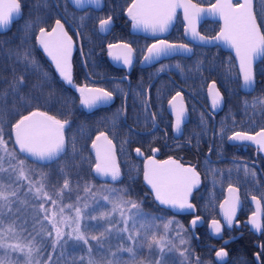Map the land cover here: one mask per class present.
Returning <instances> with one entry per match:
<instances>
[{"label": "snow or ice", "instance_id": "obj_1", "mask_svg": "<svg viewBox=\"0 0 264 264\" xmlns=\"http://www.w3.org/2000/svg\"><path fill=\"white\" fill-rule=\"evenodd\" d=\"M72 2L80 7L83 4H99L100 0H72ZM177 9H183L184 20L188 22L185 35L190 32L193 40L204 43L222 41L235 49L243 77V87L252 89L255 84L254 62L258 58L264 60V31H262L264 25L257 22L254 0H235V2L234 0H216V3L208 9L200 8L192 0H132L127 13L134 28H141L156 36L168 31L177 17ZM21 11V0H0V27H7L12 23L14 15L19 16ZM205 12L212 16H219L223 21V27L219 33L211 38L200 35L193 23V17L198 21ZM110 23L111 17L100 20L101 28H107ZM31 27H34V22L25 25L26 29ZM36 40L54 62L62 80L75 87L80 93L81 105L92 109L98 104L107 103L113 99V91L105 88L74 85L71 71L73 41L61 19L55 20V27H52L51 31L40 27ZM108 48L109 55H114L113 49H121L122 52L116 54L114 58L123 59V63L127 66L132 65L134 50L130 44H109ZM177 52L190 53L192 48L187 43H170L167 39H157L155 43L147 46V54L143 59L145 62H152ZM12 55L19 62L32 65L36 63L31 52L26 48H17ZM158 71H164V65H161ZM46 75V73L43 74L41 79L46 78ZM5 83L7 84V90L3 93L5 97H15L16 100H26L28 103L37 99L21 95L25 92V88L22 87L25 85L24 75L14 76L11 81L5 79ZM34 87L42 89L43 84L34 85ZM214 90L215 82L210 86L209 94L212 96V106L216 108L221 104L223 97L219 90ZM178 96H180L179 92L172 97L169 104H172ZM245 104L247 106V102ZM257 106L264 110V98L257 97L251 104L253 110ZM16 115L18 118L11 122L5 119L7 112H0V264H50L52 256H43L45 236L51 238L53 250L57 246L62 247L67 240L82 242L87 248V254L79 258L78 264H145L144 260L140 259L144 248L148 249V264H168L169 254L175 253H178L181 258L180 264H203L198 256H193L185 236L188 229L180 231L179 229L183 226L174 228L173 225H178L174 219H165L145 211L143 202L136 198V194L130 187L102 188L97 192L94 186L86 183L81 186L79 173H77L75 182L65 175L62 186L50 195L46 189L54 185L50 183L49 174L37 172L29 161L32 163L58 162L67 157L69 146L75 153V138L69 139L66 136L70 121L57 118L56 115L39 109L28 111L27 114L17 112ZM119 115L118 112L117 116ZM182 117L183 109L176 112L174 127L177 132L180 131ZM155 118L156 114L152 113L151 119L154 121ZM5 127L9 130L7 140ZM227 139L252 141L261 151H264V128L255 135L237 131ZM101 140L105 145L103 151L97 143ZM92 148L97 150L95 172L101 176L111 177L113 182L121 181V169L115 160V145L112 139L101 131L92 141ZM152 151L156 152L158 149L154 148ZM135 152L138 156L142 155L140 148H136ZM59 171L65 173V168L61 167ZM243 171L252 177L256 175L255 170H250L247 166L243 167ZM212 174L223 175L218 169L212 170ZM230 174L231 170H229ZM143 179L150 186L154 199L159 205L176 210L194 208L189 197L200 183L199 173L194 167H185L172 158L159 161L149 157L144 164ZM228 191L238 193L239 189L229 184ZM81 192L87 194V197L81 196ZM73 193L76 194L74 199ZM29 195L37 201H42L38 204L33 224L35 227V224L39 223L41 228L30 240L21 238V234L27 231V221L19 216L18 207L27 203L24 197ZM65 196L69 202H65ZM261 198L264 199V196ZM88 199H91L95 205H99L103 200L106 202V209L98 211L87 202ZM252 200L260 203L255 195L252 196ZM239 203V196L236 195L234 203L225 212V220L229 227L233 223L235 208L239 206ZM223 207L222 204L221 208ZM199 220V216L193 219L192 227H195ZM88 221H104L107 226L103 227L98 234H90ZM250 222L257 231L264 227V224L257 221L255 214ZM92 227L99 228L100 225H92ZM212 227L217 234L222 230V225L216 220L212 221ZM114 232L120 236L121 240L125 239L122 234H126V241L129 243L121 244L116 251H112L111 248L105 249V255L98 259L93 253V245L90 242L95 241L97 251H100ZM37 236L41 237L39 241L36 239ZM121 253L128 254V261L123 260ZM262 254L264 253H257V259H260ZM227 255L223 247L215 252L216 258L220 261H223ZM73 264H77V261Z\"/></svg>", "mask_w": 264, "mask_h": 264}, {"label": "flooded vegetation", "instance_id": "obj_2", "mask_svg": "<svg viewBox=\"0 0 264 264\" xmlns=\"http://www.w3.org/2000/svg\"><path fill=\"white\" fill-rule=\"evenodd\" d=\"M192 1L197 3L195 0ZM51 2L58 14L57 19H61L75 43V50L71 56L74 85L102 87L114 93L111 101L98 104L92 109H85L119 112L122 124L139 137L138 141L157 134L168 148L175 149L176 156L167 158H160L159 151H156L160 161L172 158L183 165L194 167L199 173L200 184L194 189L190 200L196 212L174 214L167 210L178 222V226L186 227L190 232L192 242L189 246L193 256H198L203 264H264V254L260 256V259L256 256L257 253H264L262 248L264 227L257 231L250 222L255 214L257 221L264 224V199L261 198L264 196V154L258 145L231 142L227 139L237 131L249 134L260 131L261 128L244 130V124L247 120L256 118L255 114L259 109L253 110L245 106L226 109V94L213 76L207 78L209 81H206L205 87L202 86L201 92H196L199 86L197 64L201 61L198 58H189L198 57V55L206 56L209 50L218 49L225 56L226 61L223 62L225 74L238 80V89L243 96L253 95L256 91L258 68L264 60L255 66L254 92L246 94L241 91V76L233 54L223 51L219 46L202 47L188 43L184 38L181 13L178 14L171 33L164 39L170 43H187L193 47L194 53L191 56L162 57L153 63H146L143 57L147 53V46L155 43L157 39H150L135 32L139 28L133 27V22L127 13L132 0H104V7L100 11L94 8V4H83L77 7L72 0H51ZM214 2L215 0L209 4H197L210 6ZM107 9L108 13L100 17L95 24L91 19L92 14H104ZM108 17H111L113 25L109 33L104 35L99 30L100 20ZM180 24L181 39L174 41L171 36ZM214 25H217L218 29H213ZM52 27H55V22ZM51 28L45 29L51 31ZM220 28L219 22L204 21L199 31L203 36L213 37L218 34ZM121 34L125 35V38H121ZM118 36L121 39H118ZM120 42L130 44L134 50L135 59L131 66L119 65L109 55L108 45ZM51 64L53 65L52 62ZM187 64H191L190 81L188 78L184 79V73L188 71ZM161 65H164V71H158ZM229 66L232 69H229ZM57 73L59 74L58 71ZM213 82L216 83L224 98V106L219 112H213L209 106L208 87ZM73 88L76 90L75 87ZM177 92L181 95V101L188 116V121L181 127L180 133L174 127L176 116L169 109V101L176 96ZM77 93L80 96L78 91ZM199 95L204 97L203 100L199 99ZM225 110L229 113L222 115L224 125H218V118H221L220 114ZM152 113L156 114L154 121L151 119ZM156 124V129L147 133ZM134 140L135 138L130 139L133 142ZM141 153L145 157H150L155 152L150 155L142 151ZM138 157L142 161L143 169V160L140 156ZM244 166L250 170L254 169L255 177L246 175L243 171ZM214 169H218L223 175L214 176L212 174ZM229 170H231L230 175ZM229 184L239 189L240 201L239 206L235 208V216L230 227L226 223L225 212L234 202L227 203L221 211V204L227 198ZM253 195L260 200L259 204L252 200ZM197 216L200 217L195 226L198 238L194 236L191 229V221ZM213 220L219 221L222 225L219 234L212 226L210 229ZM222 247L228 255L220 261L216 258L215 252Z\"/></svg>", "mask_w": 264, "mask_h": 264}, {"label": "trees", "instance_id": "obj_3", "mask_svg": "<svg viewBox=\"0 0 264 264\" xmlns=\"http://www.w3.org/2000/svg\"><path fill=\"white\" fill-rule=\"evenodd\" d=\"M199 4H209L213 0H195ZM23 8V17L18 22L14 23L13 27L5 32L0 33V112H7L5 119L14 122L17 119L16 113L27 114L28 111L39 109L41 111H48L51 115H56L57 118L67 119L70 121L69 127L66 129V136L69 139L75 138L76 151L73 152L71 146L68 148V155L64 159L53 162L50 164L31 163V166L37 170V172H45L49 174V180L54 187L48 188L50 193L54 194L62 186L63 177H67L73 182L76 181V174L79 173V183L83 186L85 183L94 186L95 191H99L102 188L110 187H130L136 194V198L143 202V208L145 211L151 212L154 215L161 216L165 219H174L171 217L169 211L161 208L155 202L153 196L147 190L143 183L142 174V161L136 155L135 149L140 148L146 155L152 154V149H158L160 158H167L170 156H176L175 149L173 147L168 148L159 135L147 136L143 141H138L139 137L127 129L121 122L120 115L117 116L116 112H110L106 110H93L87 111L83 105L79 103V94L77 91L66 82L57 73L56 68L51 64L50 60L39 48L36 36L38 35L39 28L44 27L47 30L52 27L55 20L58 18V14L51 0H21ZM108 9L104 14H92L91 19L96 24L100 17H104L108 13ZM255 12L260 24L264 25V0H256ZM94 13V12H93ZM34 22V27L25 28L26 24ZM218 29L217 25L212 27ZM264 30V27H262ZM182 35V26L178 25L171 38L174 41L180 40ZM121 38H125V35L121 34ZM118 36V39H121ZM17 48H26L31 52L32 57L35 60V65L25 64L19 62L12 55ZM200 60L197 64L198 73V91H202V86L205 87L207 78L213 76L226 94V109L229 107L245 106L251 108V104L257 97L264 98V61L258 68V81L257 89L253 95H244L239 91L238 80L234 79L231 75L225 74L224 61L225 56L220 53L218 49L209 50L206 56L192 57L189 59ZM188 71L184 73V79L190 81L192 74L191 64L186 65ZM78 70V67L76 68ZM229 69H232L229 66ZM13 70H15L13 72ZM227 72V71H226ZM47 74L43 80L41 77L43 74ZM20 75L25 76V92L21 95L28 97H36L28 103L25 101L16 100L15 97H5L4 92L7 90V84L5 79L11 81L13 77ZM43 84V88L34 87V85ZM203 100L204 97L198 96ZM65 102H67L65 104ZM247 102V106L245 104ZM259 110L257 117L247 120L244 124V130L250 131L253 128L260 129L264 127V110L260 106H257ZM229 113L225 110L220 114L221 118H218V125H224L225 122L222 115ZM239 123V121H236ZM8 128L5 127V139H8ZM107 132L113 142L116 144L118 162L123 174L121 181L108 182L98 179L94 173V165L96 158L92 151V141L95 140L99 132ZM131 138H135V141H130ZM11 147V144L9 145ZM73 165L75 167H73ZM65 168V173H61L59 169ZM38 178V177H36ZM134 178V179H133ZM73 193V199L75 198ZM81 196L87 197V194L81 192ZM35 206L38 207L40 201L33 198L32 195L27 196ZM65 202H69L67 196H65ZM103 207H106L104 203ZM90 222V224H89ZM89 226L93 223L98 224V221H88ZM183 229H187L183 227ZM90 234H98L96 231H89ZM190 235L188 231L185 236ZM125 236V234H122ZM191 237V235H190ZM126 241V240H124ZM92 243V241H91ZM73 244V245H71ZM122 244V240L118 241V247ZM45 247L46 242H43ZM112 251H116L117 247ZM50 248V247H49ZM147 254L145 255V253ZM87 249H82L78 244H74V240H67L63 246H57L51 264H73L74 261H79L81 256H86ZM123 260L128 261V254L121 253ZM145 255V257H144ZM141 260L149 259L148 249L144 248L140 255ZM169 264H177L173 258L169 259Z\"/></svg>", "mask_w": 264, "mask_h": 264}, {"label": "water", "instance_id": "obj_4", "mask_svg": "<svg viewBox=\"0 0 264 264\" xmlns=\"http://www.w3.org/2000/svg\"><path fill=\"white\" fill-rule=\"evenodd\" d=\"M192 2H193L194 4H197V3H195L194 1H192ZM234 2H235V0H234ZM214 3H216V0H215ZM214 3H213V4H214ZM197 5H198L200 8H204V9H208V8L211 7V5H210V6H202V5H199V4H197ZM103 7H104V0H100V3H99V4H94V8H95L96 10H98V11L102 10ZM254 11H255V0H254ZM179 13H181V15H182V21H183V24H184V38H185V40H186L188 43H191V44H194V45H197V46H202V47H216V46H219L223 51L231 52V53L233 54V56L236 58V55H235V49H233L230 45L225 44V43L222 42V41H211V42H208V43H204V42H200L199 40H193V39L191 38V33H190V32H189L188 35H185V27L187 26V23H188V22L184 20L183 9H177V17H178V14H179ZM22 17H23V9H22L21 14H20L19 16H15V15H14L12 23H10L7 27H0V33L10 30V29L13 27L14 23L18 22ZM177 17H176V19L173 21L172 25L169 27V29H168L167 32L159 33V34H157L156 36H153L150 32H146V31H144V30L141 29V28L137 29L135 32H136L137 34L143 35V36L148 37V38H150V39H164L165 37H167V36L171 33L173 27L175 26V24H176V22H177ZM204 21L219 22V23L221 24V28L223 27V21L220 19L219 16H212V15H209L207 12H205L204 14H202V15L199 17V20H198V21L196 20L195 17H193V23L195 24L196 30H197L199 33H200V31H199L200 26H201V24H202ZM257 22H258V20H257ZM258 23H259V22H258ZM112 25H113V22H112V20H111V23L107 26V28H101V25H100V26H99V30H100V32H101L102 34L105 35V34L109 33V31H110L111 28H112ZM221 28H220V29H221ZM65 30H66V28H65ZM219 31H220V30H219ZM218 33H219V32H218ZM38 35H39V34H38ZM68 35H69V34H68ZM200 35H202V34L200 33ZM69 36H70V35H69ZM202 36H203V35H202ZM209 38H211V37H209ZM72 41H73V39H72ZM37 43H38L39 48L42 50V52L47 56V58H48V59L53 63V65L55 66L54 62H53V61L51 60V58L47 55V53L44 51L43 47L39 44L38 41H37ZM117 44H122V42L117 43ZM189 47L192 48V52H190V53H186V52H177V53H175V54H173V55L191 56V55L194 53V49H193V47H192L191 45H189ZM74 50H75V43H74V41H73V47H72L71 56H72V53H73ZM112 52H113L114 55H110L111 59H112L114 62L118 63L119 65H124V63H123V59L117 60V59L114 58V56H115L116 54H120V53L122 52V50H121V49H113ZM146 54H147V53H146ZM171 56H172V55H171ZM167 57H169V56H167ZM161 58H162V57H160L159 60H160ZM134 59H135V55H134V52H133V53H132V60H134ZM236 60H237L238 71H239L240 76H241V91L244 92V93H246V94L253 93L254 90H255V88H256V76H255V84H254L253 88H252V89H246V88H244V87H243V77H242V74H241V72H240L239 60H238L237 58H236ZM155 61H158V60H155ZM155 61H152V62H146V63H153V62H155ZM261 61H262V60H261L260 58H258V59L254 62V65H253V67H254V71H255V66H256L259 62H261ZM144 62H145V61H144ZM212 84H213V83H211V84L209 85V87H208V101H209V106H210V109H211L213 112H219V111L222 110V108H223V106H224V98H223L221 104H220L218 107L213 108V106H212V96L209 94V88H210V86H211ZM215 90H219L218 87H217V85H216V83H215ZM215 90H214V91H215ZM219 92H220V90H219ZM220 94H221V92H220ZM221 96H222V94H221ZM222 97H223V96H222ZM169 109H170V111H172V112L175 114V116H176V112H177V111L183 109V117H182L181 127H182V126L188 121L187 111H186V108H185L183 102L181 101V95L178 96V97H176V100L173 101L172 104H169ZM156 126H157V124L155 125V127H154L151 131H149V132H147V133H150V132L154 131V130L156 129ZM180 130H181V128H180ZM105 133L108 135L107 132H105ZM144 133H145V132H144ZM179 133H180V131H179ZM250 135H255V134H250ZM108 136H109V135H108ZM13 139H14V137H13ZM109 139H110V137H109ZM231 142H245V143H248V144L256 145V144L253 143L252 141H231ZM97 143H98V145L100 146L101 150L103 151V148L105 147V145H104V141L101 140V141H98ZM113 144L115 145L114 142H113ZM92 151H93L94 156H95V158H96V152H97V150L94 149V148H92ZM263 154H264V151H263ZM139 156H140L141 159L143 160V168H144V164H145V162L148 160L149 157H145L144 155H139ZM150 157L153 158V159H155V160H159V159L157 158V153H156V152L154 153V155H152V156H150ZM115 160H116V163L119 165L116 145H115ZM159 161H160V160H159ZM50 163H53V162H50ZM50 163L40 162V164H44V165H45V164H50ZM181 164H182V163H181ZM184 166H185V167H190V166H186V165H184ZM119 167H120V166H119ZM93 173H94V175H95L98 179H100V180L108 181V182H113V181L111 180V177L101 176L100 174L96 173V172H95V168L93 169ZM122 177H123V174H122V172H121V179H122ZM142 179H143V174H142ZM117 182H118V181H117ZM143 183L145 184L147 190L150 192V194H151V195L153 196V198H154V194L152 193V190H151L150 186L147 185V183L144 181V179H143ZM199 184H200V183H199ZM198 186H199V185H198ZM198 186H197V187H198ZM197 187H196V188H197ZM196 188H194V189H196ZM194 189H193V191H194ZM192 194H193V192H192ZM236 195H238V193H231V192L228 191V192H227V198L222 202V204L224 205V207H225V205L227 204V203H225L226 201H227L228 203H229V202H234V197H235ZM191 197H192V195L189 197V200H191ZM154 200H155V199H154ZM155 202H156L157 205L160 206L161 208L166 209V210H169L170 212H172V213H174V214H186V213H194V212H196L195 206H194V208H192V209L176 210V209H171V208H168V207H165V206H161V205H159V203H158L157 201H155ZM190 202H191V201H190ZM222 204H221V205H222ZM224 207L221 208V211L224 209ZM211 226H212V224L210 225V229H211ZM191 229L193 230V234H194V236H195L196 238H198V236H197V234H196V232H195V227H192V225H191Z\"/></svg>", "mask_w": 264, "mask_h": 264}, {"label": "rangeland", "instance_id": "obj_5", "mask_svg": "<svg viewBox=\"0 0 264 264\" xmlns=\"http://www.w3.org/2000/svg\"><path fill=\"white\" fill-rule=\"evenodd\" d=\"M97 192H99V191H97ZM49 194L53 195L52 193H50V191H49ZM24 199L27 201V203L18 205V207H19V216L21 217L22 220H26L27 221V231H25V232H23L21 234V238L22 239L26 238V239L30 240L32 238V236H36V233H37V231L40 230L41 225L39 223H36L35 227H33V224L35 223L34 218L37 215L38 207L33 204V202L31 201V199L29 197L28 198L24 197ZM40 202H42V201H40ZM87 202L89 204H92L93 207H96L98 211L106 209V207H103L104 203H106L103 200L100 201L99 205H95L91 199H88ZM93 214H97V213H93ZM45 224H46V222H45ZM89 224H90V222H89ZM98 224L100 225L99 228L92 227V225H97V224L93 223L91 226H89L88 231H96L97 230L99 232V231L103 230V227L107 226L104 221H98ZM173 227L177 228L178 225H173ZM67 230L68 229H66V231ZM41 235H44V233H41ZM173 235H175V232H173ZM186 238L188 239L189 245H190L192 241H191V237H190L189 233H188V236H186ZM36 239H37V241H39L41 239V237L37 236ZM119 240H121L120 236L117 235L114 232L112 237L109 239L108 243H105L103 245V249H101L100 251H97L96 242L95 241H92V243L91 242L90 243L93 245V253H94V255H96V257L99 259V258H101V257H103L105 255V252H104L105 249L111 248V250H112L113 248H116V246L118 245V241ZM124 240H126V234H125V239ZM124 240H122V244L126 245L127 243H129V242L124 241ZM12 242H15V241H12ZM44 242H46V245H45V247L43 245V256L44 257H47L49 255L53 256V254L55 253V250L57 248L55 250L52 249V247H51V243H52L51 238H48V237L45 236ZM75 243H78L82 247L83 250L87 249L86 246H84L82 244V242L74 240V244ZM177 243H178V241H177ZM71 245H73V244H71ZM146 254H147V252L145 253V255ZM145 255H144V257H145ZM171 257L173 258L175 263L180 264V259L181 258L179 257L178 253L169 254V256H168V264H169V261H170L169 259ZM144 262H145V264H148V259L144 260ZM50 264H51V262H50Z\"/></svg>", "mask_w": 264, "mask_h": 264}]
</instances>
